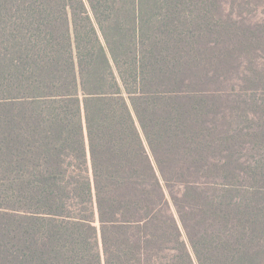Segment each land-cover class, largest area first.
Here are the masks:
<instances>
[{
	"label": "trees",
	"instance_id": "16d2710c",
	"mask_svg": "<svg viewBox=\"0 0 264 264\" xmlns=\"http://www.w3.org/2000/svg\"><path fill=\"white\" fill-rule=\"evenodd\" d=\"M221 8L0 0V264H264V88L223 70L264 18Z\"/></svg>",
	"mask_w": 264,
	"mask_h": 264
},
{
	"label": "rangeland",
	"instance_id": "374dc122",
	"mask_svg": "<svg viewBox=\"0 0 264 264\" xmlns=\"http://www.w3.org/2000/svg\"><path fill=\"white\" fill-rule=\"evenodd\" d=\"M222 3V15H230L233 19L255 23L258 19L264 18V0H219ZM249 61V62H247ZM253 64H252V63ZM255 67L264 68V52L253 51L250 54L235 53L228 66L223 67L224 73H232L235 89L239 92L240 79L242 75H247L242 83V91L256 90L264 88V73H257ZM249 73V74H248ZM250 75L256 79L253 80ZM239 81H238V80Z\"/></svg>",
	"mask_w": 264,
	"mask_h": 264
}]
</instances>
